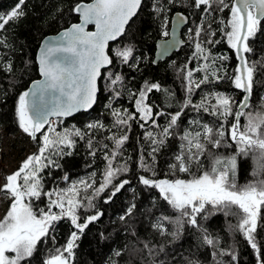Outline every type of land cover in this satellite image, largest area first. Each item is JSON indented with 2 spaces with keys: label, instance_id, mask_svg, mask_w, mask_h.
I'll return each mask as SVG.
<instances>
[{
  "label": "snow or ice",
  "instance_id": "snow-or-ice-1",
  "mask_svg": "<svg viewBox=\"0 0 264 264\" xmlns=\"http://www.w3.org/2000/svg\"><path fill=\"white\" fill-rule=\"evenodd\" d=\"M173 2L174 0H169V3ZM24 4L25 0H19L10 12L0 15V30H4L9 22L17 21L25 15L22 8ZM141 5L142 0H90L87 3L81 0L72 9L79 15L80 22L72 24L58 38L46 42L40 49L39 72L43 79L36 81L18 97L15 115L19 128L24 133L33 140H37L39 133L41 139L37 152L27 156L20 167L4 177V183L0 184V194L10 201L6 214L0 219V264H32L39 250L38 245L49 239L55 243L54 233L64 220L69 221L75 230L70 232L64 245L50 250L42 264H73L77 241L88 225L102 215L99 212L86 215L81 221V209L87 211L94 207L95 198L110 187L109 199L129 183L128 180L114 183V180L129 171L127 161L120 166H116L115 161L122 155L129 139L132 121H137L142 129L146 126L153 129L144 132L151 163L144 159L143 154L139 161V167L150 173V176H139V182L148 188L157 189L161 198L179 213L174 219L159 217L153 227L164 235L168 231L164 226L165 222L174 224L175 231L171 235L177 238L185 224L199 229L198 218L207 219L209 215L222 211L226 216L238 218L237 224L230 227H234L255 251L257 264H264L261 260L264 245L257 241V237L264 234V178H261L264 176V106L256 112L246 111L250 108L256 66L254 63L250 64L245 55L253 51L250 41L258 33L264 32V0H191V7L200 11L202 19L227 10V18L221 17L219 24L228 46L235 50L239 62L234 74L228 77L226 72L220 73L216 61H224L228 57L214 58L211 50L204 47V44L212 45L220 41L212 39L216 36V31L212 30L211 23H207L205 27L202 22L190 39H193L195 45L192 59L202 60L204 63L186 70L185 99L178 111L167 113V124L161 127L157 123V118L166 113L163 110L154 111L153 106L147 102L148 94L154 90L165 92L169 96L172 94L169 90L162 89L159 83L146 81L138 96L133 94L134 112L112 110L115 118L113 127L120 129L122 134L117 136L113 133L106 137L113 142L114 148L105 152L107 165L99 186H96L95 173H92L89 179L72 183L70 187L45 190L42 175L45 169L60 168L61 165L54 157L71 156L72 152L66 149L74 148L75 138L84 139L86 135L75 127L57 131L55 122L50 117H69L92 108L96 102L97 81L102 75L101 70L113 64V59L108 54L109 42L116 41L125 33L126 26L137 15ZM154 11L160 13L165 9L154 5ZM186 19L187 17L178 16L177 23L186 22ZM90 25H94V31L88 30ZM166 25L165 20V27ZM202 33L205 37L203 42L200 40ZM163 35L167 36L168 32L164 31ZM165 52L167 48L161 55ZM132 53L131 47L114 50V55L124 63L132 58ZM7 67L11 70L10 64ZM200 72L204 75L196 79L195 74ZM107 79L113 87L122 82L120 75L113 78L111 72ZM224 79H231L233 87L244 93L238 103L231 95L219 91H208L202 95L199 103H193L191 97L195 89ZM119 95V92H115V96ZM108 107L111 108V103ZM189 108L198 116L203 113L213 117L214 122L205 123L200 116L189 120L188 128L176 132L181 118L186 115L185 109ZM242 117L244 123H241ZM46 125L47 130L44 131ZM86 127L90 130L103 129L104 125L97 121ZM154 129L160 130L156 132ZM174 135L178 136L180 144L168 168L170 175L175 178L155 179L157 154ZM87 144L89 154L94 157L96 151L92 139ZM233 144L234 155L218 156L212 151L232 147ZM103 147L107 149L108 145ZM249 155L256 164L252 173L256 179L238 185L235 180L237 157ZM205 160L209 161L208 167H205ZM180 174H185L188 178H180ZM62 179L67 182L69 178L65 175ZM41 200L46 201L44 207L38 206L37 202ZM131 211L132 208H129V215ZM203 241L214 249L219 243L218 238L214 239L206 233ZM212 255L216 264H224L216 259L217 252L214 251ZM219 256H229L232 261L237 259L235 253L228 250H220Z\"/></svg>",
  "mask_w": 264,
  "mask_h": 264
},
{
  "label": "trees",
  "instance_id": "trees-1",
  "mask_svg": "<svg viewBox=\"0 0 264 264\" xmlns=\"http://www.w3.org/2000/svg\"><path fill=\"white\" fill-rule=\"evenodd\" d=\"M89 1L83 0L85 3ZM18 2L19 0H0V15H6ZM80 2L81 0H25L22 6L25 15L17 21L9 22L4 30H0V181L3 139L6 136L17 134L20 130L15 115L18 97L26 91L30 82L39 78L35 60L39 43L46 35L55 34L77 22L78 16L72 9ZM154 5H158L165 11L157 13L154 11ZM174 12H182L188 17V23L182 31L185 45L164 61L153 64L155 43L167 37L163 35V32H168L170 18ZM227 16L226 10L224 13H214L202 19L200 11L191 7V0H174L173 3H169V0H143L140 10L127 25L123 36L109 44L108 54L113 59V64L102 70L94 106L88 112H80L71 118L55 120L58 124L57 131L62 132L75 127L86 135L84 139L75 138L74 148L66 149L72 152L71 156L54 157L61 165L60 168L45 169L42 174L45 190L70 187L71 182L89 179L92 173H95L96 186H99L107 165L104 159L105 152H110L114 148L113 142L106 137L113 133L117 136L122 134L120 129L113 127L115 118L112 110L134 112L135 96L133 94L138 96L139 90L144 87L146 81L159 83L162 89H167L172 94L169 96L165 92L155 90L148 94L147 102L153 106L154 111L163 110L166 113L157 118V123L161 127L167 124V113L178 111L185 99L186 70L204 63L202 60L192 59L195 45L193 39H190L202 22L205 23V27L207 23H211L212 30L216 31V36L212 39L220 41L212 45L204 44V47L211 50L214 58L228 57L224 61L217 60L216 66L220 68L221 74L226 72L228 77H231L239 62L235 50L228 46L220 30L222 26L219 20L221 17L226 19ZM165 20L167 21L166 27ZM204 38L202 33L201 42ZM126 47H131L133 53L132 58L124 63L114 55V50ZM250 47L253 51L245 55L250 64H255L256 70L250 108L246 111L256 112L264 106V32L258 33L257 37L250 41ZM9 64L11 70H8ZM221 65L223 66L220 67ZM109 72L113 73V78L115 75H120L122 82L114 87L111 86L107 79ZM203 75V72L196 73L195 78L199 79ZM208 91L229 94L237 103L244 95L241 90L233 87L231 79H224L218 83L202 85L200 89H195L191 97L193 103H199L202 95ZM115 92H119L120 95L115 96ZM110 103L111 108L108 107ZM185 113L176 132H182L189 127V120L200 118V116L205 123L214 122L213 117L203 113L198 116L191 108L185 109ZM97 121L104 125L103 129L90 130L86 127L87 124ZM241 123H244L243 117ZM47 127L46 125L44 131ZM146 130L153 129L147 126L142 129L137 121H132L131 130L128 132L129 139L124 145L122 155L115 161L116 166L127 161L129 171L119 175L114 183L122 180H128L129 183L111 199H109L110 187L95 198L94 207L87 211L81 209V221L86 215H93L97 212L102 215L88 225L77 241L78 247L75 249L73 264H216L212 255L214 251L217 252L216 259L223 261L224 264H257L255 251L244 237L235 231L234 227H230L237 224L238 218L232 215L226 216L222 211L209 215L207 219L198 218L199 229L185 224L182 233L177 238L171 235L175 231L174 224L165 222L164 226L168 231L164 235L153 227L159 217L168 216L174 219L179 213L161 198L157 189L148 188L139 182V176H150V173L139 167L141 154L148 163H151L148 156L149 145L144 139ZM159 130L154 129L156 132ZM40 139L39 133L37 140L32 139L33 148L36 151ZM89 139H92L93 148L96 151L94 157L89 154L90 149L87 144ZM105 144L108 145L107 149L103 147ZM179 144L178 136L174 135L169 139L166 147L157 154L155 179L175 178L170 175L168 166L178 151ZM212 151L218 156H231L235 154V145ZM204 164L208 167L209 161L205 160ZM237 164L235 180L238 185L256 179L252 175L256 164L251 155L238 156ZM65 175L69 178L67 182L62 179ZM180 178L188 177L180 174ZM90 193L91 190H89ZM83 194L82 192L81 195ZM37 203L39 207H44L46 201L41 200ZM133 205H135L134 208ZM129 208H132L130 215L128 214ZM54 211L57 210L54 209ZM73 230L75 229L69 221H61L54 233L55 243L49 239L46 243L42 242L38 245L39 250L32 264H42L50 250L66 243ZM205 233L214 239L218 238L217 248L214 249L204 243ZM262 236H258L257 241L264 245ZM220 250L234 252L237 259L232 261L229 256H219ZM261 260L264 261V247H262Z\"/></svg>",
  "mask_w": 264,
  "mask_h": 264
},
{
  "label": "water",
  "instance_id": "water-1",
  "mask_svg": "<svg viewBox=\"0 0 264 264\" xmlns=\"http://www.w3.org/2000/svg\"><path fill=\"white\" fill-rule=\"evenodd\" d=\"M77 16H78V21L75 22V23H79L80 22L79 15L77 14ZM178 16L187 17L182 12H174L172 14V16L170 18V26H169V29H168V35H167V37L166 38H163V39H159L155 43V50H154V56H153V64H157L160 61H164L166 58L170 57L174 52H177L181 47H183L185 45V40L182 38V31H183V28L188 23V17L186 19V22L177 23V17ZM75 23H72V24H75ZM72 24H70L66 28L61 29L60 31H58L55 34L46 35L40 41L39 46H38L37 51H36V55H35V60H36V64H37L39 78H37V79L33 80L32 82H30V84L28 85L26 91L29 90L36 81H39V80H42L43 79V77L41 76V74L39 72V60H38V57L40 55V49L44 46V44L46 42L51 41L54 38H58L59 35H60V33H62L63 31H65L66 29H68ZM88 30L89 31H94L95 30L94 25H90L89 28H88ZM113 42H115V41H110L109 44L110 43H113ZM165 48H167V52H165L163 55H161V53L163 52V50ZM107 67H109V66H107ZM102 70H101V73H102ZM98 82H99V79L97 81V87H98ZM98 91H99V88H98ZM97 95H98V92H97ZM97 95H96V99H97ZM89 110H91V109H89ZM89 110H87V111L81 110L80 112H88ZM80 112H77V113H80ZM77 113H74L72 116L76 115ZM72 116L62 117V118H57L55 116H52V117H50V119H53V118H55V119H67V118H71Z\"/></svg>",
  "mask_w": 264,
  "mask_h": 264
},
{
  "label": "rangeland",
  "instance_id": "rangeland-1",
  "mask_svg": "<svg viewBox=\"0 0 264 264\" xmlns=\"http://www.w3.org/2000/svg\"><path fill=\"white\" fill-rule=\"evenodd\" d=\"M61 120V119H60ZM55 122V127L57 129V123ZM61 121L59 122V124ZM32 138L24 133L21 129L19 132L13 136H6L3 139V156H2V173L0 184L4 183V177L16 171L21 163L27 158V156L36 153V149L33 148ZM82 180V179H81ZM80 180L71 182L78 183ZM10 205V201L5 199L3 194H0V219L6 214Z\"/></svg>",
  "mask_w": 264,
  "mask_h": 264
}]
</instances>
